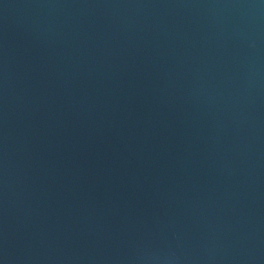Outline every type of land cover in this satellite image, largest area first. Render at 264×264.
Instances as JSON below:
<instances>
[{"label":"water","instance_id":"obj_1","mask_svg":"<svg viewBox=\"0 0 264 264\" xmlns=\"http://www.w3.org/2000/svg\"><path fill=\"white\" fill-rule=\"evenodd\" d=\"M0 264H264V0H0Z\"/></svg>","mask_w":264,"mask_h":264}]
</instances>
